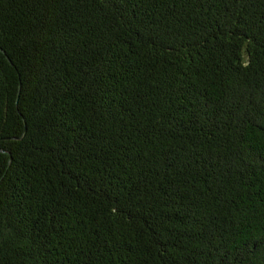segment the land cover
Segmentation results:
<instances>
[{"label":"trees","instance_id":"1","mask_svg":"<svg viewBox=\"0 0 264 264\" xmlns=\"http://www.w3.org/2000/svg\"><path fill=\"white\" fill-rule=\"evenodd\" d=\"M0 264H264V0H0Z\"/></svg>","mask_w":264,"mask_h":264}]
</instances>
